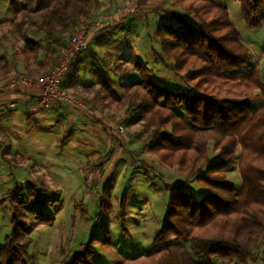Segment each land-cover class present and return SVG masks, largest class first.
Here are the masks:
<instances>
[{
	"label": "trees",
	"instance_id": "1",
	"mask_svg": "<svg viewBox=\"0 0 264 264\" xmlns=\"http://www.w3.org/2000/svg\"><path fill=\"white\" fill-rule=\"evenodd\" d=\"M114 1L40 0L34 9H16L11 20L0 21V50L5 51L0 54L5 61L2 70L10 72L4 43L8 35L21 41L16 48L15 43L11 45L15 50L10 56L14 67L29 73V62H36L44 69L43 75L55 65L74 30L90 25L95 14ZM238 2L248 24L264 21V0ZM170 5L182 12L169 10L170 18L159 21L148 38L152 69L130 53L129 60L138 70L140 81L124 87L129 73L124 66L112 70L117 80L102 70H92L100 84L93 99L124 107L134 119L132 124L144 125V148L163 164L176 166L187 176L186 183L198 181L204 191L195 198L190 192L173 189L155 238L163 247L126 258L121 264H206L197 260L213 256L236 264H264V67L260 71L258 65L250 64L249 52L225 6L215 0H170ZM79 54L70 67L73 90L77 89L74 78ZM21 56L24 61L19 63ZM104 68L109 70V65L104 64ZM158 68L174 74L179 88L156 79L153 73L159 72ZM202 80L211 85V91L200 89ZM116 84L122 93L116 90ZM216 85L218 92L223 88L225 94L215 92ZM61 86L64 88L63 83ZM93 86L90 81L85 89ZM255 91L262 102L252 108ZM211 142L218 153L215 161L208 155ZM235 165L240 188L227 175ZM16 205L12 198V229L0 245V264H30L28 247L32 239L24 223L25 214ZM43 220L50 221V215ZM183 239H188L189 249L182 244ZM102 241H109V236ZM91 242L64 264H97Z\"/></svg>",
	"mask_w": 264,
	"mask_h": 264
},
{
	"label": "rangeland",
	"instance_id": "2",
	"mask_svg": "<svg viewBox=\"0 0 264 264\" xmlns=\"http://www.w3.org/2000/svg\"><path fill=\"white\" fill-rule=\"evenodd\" d=\"M39 1L0 0V21L11 20L16 9L36 8ZM215 1L228 9L230 22L249 52L250 64L258 65L262 71L264 21L260 25L248 24L238 0ZM140 5L149 8L147 11L137 10ZM169 10L182 12L179 8L174 9L170 0H115L112 5L95 14L90 23L94 27L87 33V44H91L79 52L76 67L79 75L75 81L77 89L71 91L64 87L93 110L90 116H86L68 106L66 114L76 112L84 118L85 127L88 125L92 129L79 127L70 119L60 117L52 118L53 123L49 125L40 123L41 128L50 129L54 126L57 132L64 131L49 139L51 144L58 145L61 142L62 146L44 152L46 164L53 163L51 167H44L42 162L37 167L33 166L31 160L20 157L21 151L8 148L9 137L0 133V245L12 229L13 198L16 207L25 214L24 223L32 239L28 247L30 264H64L91 239L97 264H121L126 258L152 253L163 247L155 238L163 225L173 189L190 192L195 198L203 193L204 189L198 181L186 183L187 176L179 172L176 166L163 164L157 155L144 148L147 137V134L141 133L144 125L141 122L132 124L134 119L125 113L124 107L116 108L101 99H93L100 84L96 82L92 70L103 71L110 79L117 80L112 70L118 65L124 66L129 71L122 83L124 87L140 81L138 70L129 60L130 53L143 59L146 66L152 69L149 64L148 38L152 37L159 21L170 18ZM104 28L107 29L105 32L102 31ZM8 37L4 43L8 47L7 64L10 72L2 70L1 65L5 61L0 58V80L16 74L34 77L44 72L38 63L32 61L29 62V73L17 70L10 59L15 51L11 45L15 43L16 48L21 45V41L10 35ZM4 52L0 50L1 55ZM39 56L42 58L43 52ZM17 60L23 62L24 57ZM106 63L109 70L104 68ZM158 69L159 72L153 73L156 79L173 89L179 88L174 74ZM90 81L94 82V86L85 89ZM199 84L202 91L212 90L205 80ZM115 88L122 93L119 84ZM214 89L218 92L219 88L216 85ZM232 89L235 91V87ZM224 90L221 88L222 92L218 94H225ZM251 102L252 108L261 104L262 98L258 91H255ZM19 117L23 118L22 115ZM91 118L97 121L99 128ZM22 120L27 124L25 119ZM25 124L17 126V129L25 131ZM62 133H69L64 143ZM36 136H29L28 139L33 138V142ZM24 140L28 141L26 138ZM208 155L211 161L218 158L212 142L209 143ZM100 157H104L102 162L99 161ZM227 175L235 187L240 188L241 179L236 165ZM49 215L50 221L43 220ZM106 235L109 241L103 243L102 239ZM181 242L189 249L188 239ZM197 261L236 264L235 261H223L215 256ZM248 264L262 263L251 261Z\"/></svg>",
	"mask_w": 264,
	"mask_h": 264
},
{
	"label": "crops",
	"instance_id": "3",
	"mask_svg": "<svg viewBox=\"0 0 264 264\" xmlns=\"http://www.w3.org/2000/svg\"><path fill=\"white\" fill-rule=\"evenodd\" d=\"M142 5H140L137 10L141 11L143 9V11H147L146 9L149 8V6L143 7ZM72 71L73 70L70 68V70L64 76L62 82L64 87L66 86V88H69L71 91H73V85L71 86L69 83L71 74L73 73ZM78 75L79 73L77 74L76 78ZM76 78H74V84ZM1 84L2 82L0 85ZM38 93L39 89L37 87H20L15 90L6 89L3 87L0 88V133H3L9 137L7 139L8 148L12 147L16 148L17 151H21L20 157L25 156L28 160H31L33 166L35 165L37 167L42 162L44 167H51L50 165L53 163L49 162L46 164L45 161H47V157L44 155V152L46 153L49 149L55 150L57 147L59 148L62 146L61 142L58 143V145L51 144L49 139L52 136H56L58 133L64 131L60 130L57 132L54 126H51V130L49 128L44 129L41 128L39 124H43L44 122L45 124L49 125L53 123L52 118L60 117L61 119H70L71 122L79 125V127L91 128V126L86 125L85 127V123L83 124L82 121L84 118L82 116H78L76 114V110H74L76 112L67 115L65 112L66 109H69L67 105L55 102L50 108H43L39 103ZM21 115L23 118L19 117ZM85 115L87 116V114ZM22 119H25L27 124H25ZM93 122L96 123L97 128L100 127L96 120H93ZM24 124L26 127L25 131L17 129V126ZM105 129L108 131L106 127ZM39 132L40 137L36 136ZM62 134L64 135L62 136V143H64L65 138L69 133ZM29 136H36L35 138L37 139L35 140L34 138L35 141L32 142L33 138L28 139ZM25 138L28 141H25ZM22 140L25 142H22ZM0 151L2 152V148H0ZM50 170L52 172V169Z\"/></svg>",
	"mask_w": 264,
	"mask_h": 264
},
{
	"label": "built area",
	"instance_id": "4",
	"mask_svg": "<svg viewBox=\"0 0 264 264\" xmlns=\"http://www.w3.org/2000/svg\"><path fill=\"white\" fill-rule=\"evenodd\" d=\"M93 27V25L77 27L67 44L61 48L57 62L48 72L37 77L17 74L2 82L0 88L15 90L20 87H37L39 89L38 100L43 108H50L53 103L57 102L90 116L93 110L88 104L67 92L61 84L79 52L86 47L87 33Z\"/></svg>",
	"mask_w": 264,
	"mask_h": 264
}]
</instances>
